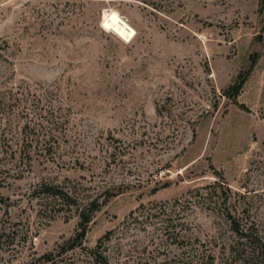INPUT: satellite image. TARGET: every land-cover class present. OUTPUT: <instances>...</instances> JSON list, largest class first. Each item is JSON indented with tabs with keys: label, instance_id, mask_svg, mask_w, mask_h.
<instances>
[{
	"label": "rangeland",
	"instance_id": "rangeland-1",
	"mask_svg": "<svg viewBox=\"0 0 264 264\" xmlns=\"http://www.w3.org/2000/svg\"><path fill=\"white\" fill-rule=\"evenodd\" d=\"M228 213L264 235V0H0V264H250Z\"/></svg>",
	"mask_w": 264,
	"mask_h": 264
},
{
	"label": "trees",
	"instance_id": "trees-1",
	"mask_svg": "<svg viewBox=\"0 0 264 264\" xmlns=\"http://www.w3.org/2000/svg\"><path fill=\"white\" fill-rule=\"evenodd\" d=\"M243 84V79L241 75H238V79L234 81L233 84L230 85L229 89L232 90L233 96H235L239 89L241 88ZM228 90H225L226 94L229 92ZM41 192L46 193L48 196H51L57 201L56 203L60 205H69L72 206L73 204H76L77 196H75L72 192H70L67 188L50 182H42L40 183V189ZM97 198L92 199L88 205L87 208H82L78 211L80 216L79 221V230L76 232V234L69 238L66 243L69 244L66 247V243L61 245V248H74L79 242H82L84 236L86 235L87 227L89 222L91 221L93 211L99 209L101 203L103 204L107 199H103L101 203H96ZM230 217V225L232 231L237 235V250H238V256L241 259L247 260L250 262V264H264V235L262 232H260V229L258 226L255 225L254 221L251 222V224L247 225L246 222H243V219H241L238 216L231 215L228 213ZM50 253H45L43 257H49ZM102 260L104 264H110L107 261V258L103 255ZM196 264H213L212 262H208V260H205L204 256H201L197 259Z\"/></svg>",
	"mask_w": 264,
	"mask_h": 264
},
{
	"label": "bare ground",
	"instance_id": "bare-ground-1",
	"mask_svg": "<svg viewBox=\"0 0 264 264\" xmlns=\"http://www.w3.org/2000/svg\"><path fill=\"white\" fill-rule=\"evenodd\" d=\"M101 27L114 33L124 41H131L136 35V29L117 9L108 8L102 13Z\"/></svg>",
	"mask_w": 264,
	"mask_h": 264
}]
</instances>
